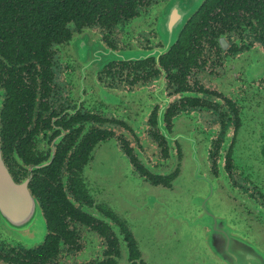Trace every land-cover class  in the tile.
<instances>
[{"label":"flooded vegetation","instance_id":"af4514ba","mask_svg":"<svg viewBox=\"0 0 264 264\" xmlns=\"http://www.w3.org/2000/svg\"><path fill=\"white\" fill-rule=\"evenodd\" d=\"M102 1L87 0L92 21L81 13L62 19L54 7L40 54L19 44L27 29L1 36L0 59L21 77L16 87L28 89L7 99L0 84L1 158L46 229L24 238L0 206V264H147L128 227L135 217L97 167L105 146L164 189L179 178L185 153L195 167L205 152L203 175L226 219L264 251V180L252 179L247 164L258 160L249 122L264 114V0ZM199 251L200 264L210 261Z\"/></svg>","mask_w":264,"mask_h":264},{"label":"water","instance_id":"95a60500","mask_svg":"<svg viewBox=\"0 0 264 264\" xmlns=\"http://www.w3.org/2000/svg\"><path fill=\"white\" fill-rule=\"evenodd\" d=\"M263 116L264 114L258 113L256 119L249 122V142L264 141ZM245 135L246 132L240 129L237 137L238 148L241 147V142L245 139ZM257 142L251 145V149L256 151L258 160H250L247 164L249 163L248 166L255 168L256 173H253L252 179H254V176L260 175V179L264 180V149ZM237 160L241 165V159ZM203 162L204 159L200 165L193 167L190 175L193 177V182L199 180L198 183H201L204 181L208 186L197 183L195 186L186 188L182 180L177 178L171 189L154 188L149 194L139 196L138 202L141 211L138 217L144 215L145 220L146 217H150L148 204L150 206L152 199V211L155 214H159L158 217H155L156 221L153 223L154 236L155 230L162 233L169 228H175L177 232H185L189 241L198 243V245L196 243H189V251L193 246H199L203 248L204 254L209 256L210 261L209 259H203L202 264H209V262L214 264V261L218 264H264V251L251 242V239L243 241L241 239L244 236L242 230L238 229L234 223H229L228 219H226L228 210L226 211L223 205L216 199L213 192L216 188V186L215 188L213 186L214 181L211 182L208 178L204 177ZM242 164L245 165L246 163L243 162ZM184 173H187V169ZM177 185L179 186V190H177L178 188L176 189ZM0 206L5 215V221H7L11 230L23 232L24 238H33L38 234L41 237L44 236L46 225L36 202L30 196L25 185H19L14 182L4 165L1 152ZM37 220H40V225ZM158 225L159 227L155 229ZM149 239L152 241V245L157 247L156 249L162 246V244L157 242L158 238ZM136 244L141 254V259L145 263L148 262L147 264H175V262H178L175 257H171L168 260L163 259L164 262L162 263L156 255L150 253L143 254L147 250H141L140 245L148 248V244H144V241L137 240ZM243 244L245 247H248V254H242L240 248ZM231 245L234 247V251L229 249ZM222 247L224 250L221 249ZM160 253H164V251ZM185 263L200 264V258L198 256L190 258L187 255Z\"/></svg>","mask_w":264,"mask_h":264},{"label":"rangeland","instance_id":"374dc122","mask_svg":"<svg viewBox=\"0 0 264 264\" xmlns=\"http://www.w3.org/2000/svg\"><path fill=\"white\" fill-rule=\"evenodd\" d=\"M95 156L96 162L100 163L99 165L97 164V167L100 169L101 173L105 175V177L110 178H106L107 180L105 181V183H107V186L110 185L111 189L114 192V197L120 199V201L124 203L123 209L126 211L125 214L129 213L128 215H132L135 217L130 219L128 227L133 233L136 240H141L144 241V244H148V248L144 245H140L141 250H147V252L143 254L150 253L156 255L162 263L165 259L168 260L171 259V257H175L178 261L175 262V264H188L185 263L187 255L190 258H195L197 256L201 258L200 253H198L200 248L199 246H193V248L189 251V243H196V245H198V243L189 241V239L187 238V234L183 231L177 232L175 228H169V231L167 230L162 233L155 232L154 236V231L151 230V223H154L156 221L155 217H158L159 214H155V212L152 211V206L148 205L150 217H146V220L144 219V215L138 217L141 211L139 208V202L137 201L133 204V201L137 200L139 196H142V194L144 193L149 194L151 190L157 187H154L147 182L142 181V179H139L131 171L128 163L124 161L125 159L117 157L112 148H108L106 146L104 148L102 147L96 151ZM200 156L202 160L204 158L203 169L205 170V172H208L209 165H207L205 152H203ZM182 163V175H180L179 178L182 180L184 187L188 188L190 186L197 185L199 180L193 182V177L190 175L194 164L191 162L189 153H185ZM186 169L187 173H184ZM178 183L180 182L178 181ZM176 189L179 190L178 185L176 186ZM127 210H130V212H127ZM120 211L122 212V210ZM149 238L165 239L166 242L164 245L160 246L159 249H156L157 247L152 245V241ZM161 251H164V253H160ZM209 264H211V262H209Z\"/></svg>","mask_w":264,"mask_h":264},{"label":"trees","instance_id":"16d2710c","mask_svg":"<svg viewBox=\"0 0 264 264\" xmlns=\"http://www.w3.org/2000/svg\"><path fill=\"white\" fill-rule=\"evenodd\" d=\"M45 2L46 4L42 6ZM102 2L112 5L120 0ZM54 7L60 10L62 19L63 16L72 17L80 13L87 21H92L94 18V13L89 12L87 8V0H0V14L11 16V18H3L0 15V57L5 56L4 53L7 51L1 41V36L6 34L12 26L27 29L19 41L26 55L42 53L49 36L43 30L49 29L50 20L46 19L49 18L48 15ZM261 11L257 16L264 19V6ZM12 67L9 65L7 69L3 60L0 59V84L5 88L7 99L24 98L27 96L28 89L21 86L16 87L15 82L20 81L21 77L11 74Z\"/></svg>","mask_w":264,"mask_h":264}]
</instances>
